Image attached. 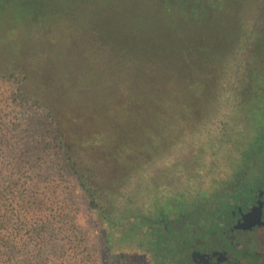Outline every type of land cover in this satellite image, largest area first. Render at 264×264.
I'll return each mask as SVG.
<instances>
[{"label": "rangeland", "instance_id": "374dc122", "mask_svg": "<svg viewBox=\"0 0 264 264\" xmlns=\"http://www.w3.org/2000/svg\"><path fill=\"white\" fill-rule=\"evenodd\" d=\"M68 1H52L45 13L42 3L28 13L0 11V71L24 72V92L55 112L74 163L89 170L101 190L105 212L127 205L128 196L139 213L146 204L137 193L143 170L176 150L135 69L121 63L124 54L115 49L123 41L165 57L181 79L193 117L202 123L194 150L207 155V162L220 167L237 145L239 125L248 123L241 158L258 154L264 146V48L253 51L248 33L254 28L264 33V21L253 19L255 2L225 1L205 23L172 20L169 12L137 1ZM127 221L111 229L114 237ZM89 239L99 253L93 230Z\"/></svg>", "mask_w": 264, "mask_h": 264}, {"label": "trees", "instance_id": "16d2710c", "mask_svg": "<svg viewBox=\"0 0 264 264\" xmlns=\"http://www.w3.org/2000/svg\"><path fill=\"white\" fill-rule=\"evenodd\" d=\"M52 1L0 0V11L28 13L42 3L39 7L45 13ZM129 1L157 6L172 20L205 23L213 20L225 1L239 6L255 2L253 19L264 21V0ZM261 29L248 33L253 51L264 48ZM123 42L115 49L124 54L121 63L135 69L152 112L176 148L143 170L137 193L145 207L136 213L134 201L127 196V205H112L113 211L105 212L101 190L92 184L89 170L74 163L55 112L24 92V72L0 71V264H188L185 241L198 225L210 224L216 210L238 191L247 171L248 157L243 162L241 144L244 149L249 142L250 124L239 125L230 157L220 167L211 165L207 155L194 150L202 123L193 117L186 87L169 62L144 45ZM184 161L194 163L193 168H185ZM155 196L159 197L155 207L148 205ZM164 201L171 205L167 214ZM177 207L180 214L175 213ZM123 218L128 221L122 234L114 237L111 229ZM92 230L99 253L90 244Z\"/></svg>", "mask_w": 264, "mask_h": 264}, {"label": "flooded vegetation", "instance_id": "af4514ba", "mask_svg": "<svg viewBox=\"0 0 264 264\" xmlns=\"http://www.w3.org/2000/svg\"><path fill=\"white\" fill-rule=\"evenodd\" d=\"M259 147L248 156L238 191L185 241L188 264H264V146Z\"/></svg>", "mask_w": 264, "mask_h": 264}]
</instances>
